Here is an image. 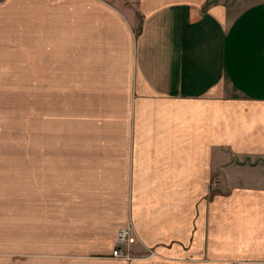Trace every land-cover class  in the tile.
<instances>
[{"label":"crops","instance_id":"0c3cea01","mask_svg":"<svg viewBox=\"0 0 264 264\" xmlns=\"http://www.w3.org/2000/svg\"><path fill=\"white\" fill-rule=\"evenodd\" d=\"M27 10L103 140L38 171L0 145V264H264V0H0V75Z\"/></svg>","mask_w":264,"mask_h":264},{"label":"rangeland","instance_id":"374dc122","mask_svg":"<svg viewBox=\"0 0 264 264\" xmlns=\"http://www.w3.org/2000/svg\"><path fill=\"white\" fill-rule=\"evenodd\" d=\"M35 19L27 10V73L1 74L10 76L6 84L11 87L0 88V145L27 146V167L28 162L34 160L36 164L32 165L38 171L37 162L41 160L52 164L58 157L60 161L70 162L82 148L102 144L103 138L96 135L101 132L103 121L88 120V114L81 109L83 106H77L79 92L76 90L75 98L70 70L62 74L63 79L59 77L58 82L55 73L41 71L39 24ZM65 67L70 69L71 66ZM29 182L27 179V193L33 194H27L32 197L27 201L28 212L36 216L35 208H39L40 200L35 193H39L40 185L36 181L29 186ZM127 225L132 229L130 222L124 226Z\"/></svg>","mask_w":264,"mask_h":264},{"label":"built area","instance_id":"2783aa9c","mask_svg":"<svg viewBox=\"0 0 264 264\" xmlns=\"http://www.w3.org/2000/svg\"><path fill=\"white\" fill-rule=\"evenodd\" d=\"M130 230L131 229L128 227V225H122L117 229L116 240L114 247L111 250V254L113 256L130 258L131 254L129 253L128 249L125 248L128 243Z\"/></svg>","mask_w":264,"mask_h":264}]
</instances>
